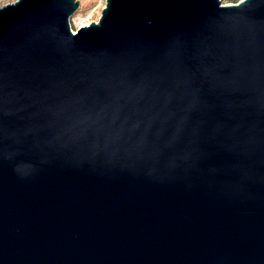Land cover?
<instances>
[{
    "label": "water",
    "instance_id": "1",
    "mask_svg": "<svg viewBox=\"0 0 264 264\" xmlns=\"http://www.w3.org/2000/svg\"><path fill=\"white\" fill-rule=\"evenodd\" d=\"M0 5V264H264V0Z\"/></svg>",
    "mask_w": 264,
    "mask_h": 264
},
{
    "label": "rangeland",
    "instance_id": "2",
    "mask_svg": "<svg viewBox=\"0 0 264 264\" xmlns=\"http://www.w3.org/2000/svg\"><path fill=\"white\" fill-rule=\"evenodd\" d=\"M14 0H0V5L13 2ZM76 10L69 16L68 22L71 31H75L79 26L96 21L104 0H77ZM238 0H220L221 4L235 3Z\"/></svg>",
    "mask_w": 264,
    "mask_h": 264
}]
</instances>
